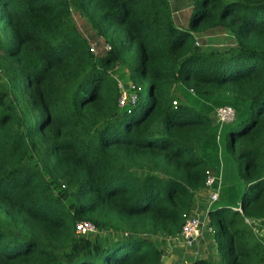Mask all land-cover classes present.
I'll return each mask as SVG.
<instances>
[{"label": "trees", "instance_id": "trees-1", "mask_svg": "<svg viewBox=\"0 0 264 264\" xmlns=\"http://www.w3.org/2000/svg\"><path fill=\"white\" fill-rule=\"evenodd\" d=\"M211 28L232 42L202 48ZM115 63L137 87L120 109ZM0 74V264H169L152 237L179 233L225 124L242 191L190 262L264 264V0H191L186 26L169 0H0Z\"/></svg>", "mask_w": 264, "mask_h": 264}, {"label": "rangeland", "instance_id": "rangeland-1", "mask_svg": "<svg viewBox=\"0 0 264 264\" xmlns=\"http://www.w3.org/2000/svg\"><path fill=\"white\" fill-rule=\"evenodd\" d=\"M170 5H171V11H172V17L173 20L182 26H186V22L188 19V14L190 12L191 8V0H169ZM72 17L75 21V24L77 27L83 31L84 30V18L81 16H77L76 12L72 9ZM195 36L197 37L198 44L202 48H218L221 47L225 44L231 43L232 42V37L231 35L226 32V30H223L222 28H211L209 31L204 30L200 32H194ZM199 34V35H198ZM1 75V74H0ZM112 75L116 77L117 80H119L122 84L126 83H131L132 85L135 86V90H137L136 85L133 83L132 80L128 77L127 71L124 68V66L120 63H115V66L113 67L112 70ZM3 79L2 77H0ZM137 80L141 81L142 80L138 77ZM138 81V83H139ZM229 127L228 125H224L221 129L220 133V148L218 149V155H217V162L214 164L215 169H221V182H220V187H219V196L216 201H214L211 205L214 206L216 204H227V206H230L229 204L231 203H236L237 200L240 197L242 187H243V179L240 175H238L235 166H234V157L235 154H231L226 146V132ZM232 165V169H235V173H230V166ZM213 226L214 228L216 227V221L213 220ZM99 234V235H97ZM259 234H264V227L260 229ZM88 238L93 239L99 238V239H106V238H113L110 237L112 235L110 231L105 228V229H97L95 232H88L85 233ZM195 241V240H194ZM192 241V242H194ZM183 242V241H182ZM194 244V243H193ZM193 244L187 245L185 242L183 243L184 246H186V250L183 248L180 249V251L176 252L173 254V256H179V260H185L187 257H190V251L194 250L195 248L192 247ZM177 245H180L178 243ZM173 248V247H172ZM197 249V247H196ZM185 254V255H184ZM209 254V253H208ZM184 255V257H180ZM198 255V254H196ZM196 255H193L196 256ZM211 255V254H210ZM163 258V257H162ZM191 261V260H190ZM186 262V261H185ZM183 263V262H180ZM179 264V263H177Z\"/></svg>", "mask_w": 264, "mask_h": 264}, {"label": "built area", "instance_id": "built-area-1", "mask_svg": "<svg viewBox=\"0 0 264 264\" xmlns=\"http://www.w3.org/2000/svg\"><path fill=\"white\" fill-rule=\"evenodd\" d=\"M103 47L107 49L109 48V45L103 44ZM90 51H94V47L92 45L90 46ZM117 86L119 94L117 96L116 105L118 108L125 107L135 101L137 93L134 85L131 83L122 84L119 80H117ZM234 116V108L227 104L216 106L213 110L214 122L218 124L221 122H230L234 119ZM220 182V169L214 171V173L207 170L204 186L208 187L209 204L218 198ZM245 219L248 221L247 218ZM202 223H204V220L199 217L198 214L189 210L184 214L183 223L177 235L183 242H185V244L190 245L192 241H194L199 236ZM207 230L212 231V227L209 224L207 225ZM74 231L77 234H85L88 232H95L96 228L90 221L81 220L74 224ZM179 264H191V262H183Z\"/></svg>", "mask_w": 264, "mask_h": 264}, {"label": "crops", "instance_id": "crops-1", "mask_svg": "<svg viewBox=\"0 0 264 264\" xmlns=\"http://www.w3.org/2000/svg\"><path fill=\"white\" fill-rule=\"evenodd\" d=\"M218 170V169H217ZM210 171H215L214 168L210 169ZM235 169H232V165L230 166V173H235ZM220 169V175H221ZM219 196V194H218ZM228 204V203H227ZM232 204V203H231ZM211 206L208 201V187H202L198 191H196L190 211L195 212L204 220V223L201 225V232L199 236L195 239L192 247L195 249L190 251V257H187L185 260H179V256H173L176 252L180 251V249L186 250V246L183 245L181 238L178 235L165 237V236H155L152 237L154 243L162 250L163 261L168 262L169 264H177L180 262H190L193 255L198 254V256H206L208 253L215 251V244L213 241V233L212 231L207 230L208 220H207V210ZM180 243V245H177ZM173 247V248H172ZM197 247V249H196ZM185 255V254H184ZM184 255L180 257H184Z\"/></svg>", "mask_w": 264, "mask_h": 264}, {"label": "clouds", "instance_id": "clouds-1", "mask_svg": "<svg viewBox=\"0 0 264 264\" xmlns=\"http://www.w3.org/2000/svg\"><path fill=\"white\" fill-rule=\"evenodd\" d=\"M119 109H120V108H119ZM216 200H217V199H216ZM216 200H215V201H216ZM212 203H213V202H212ZM212 203H210V205H211ZM209 207H210V206H209ZM236 208H237V209H239V207H238V206H237ZM209 225H210V224H209ZM210 226H211V225H210ZM95 228H96V227H95Z\"/></svg>", "mask_w": 264, "mask_h": 264}, {"label": "water", "instance_id": "water-1", "mask_svg": "<svg viewBox=\"0 0 264 264\" xmlns=\"http://www.w3.org/2000/svg\"><path fill=\"white\" fill-rule=\"evenodd\" d=\"M240 209V208H239Z\"/></svg>", "mask_w": 264, "mask_h": 264}]
</instances>
